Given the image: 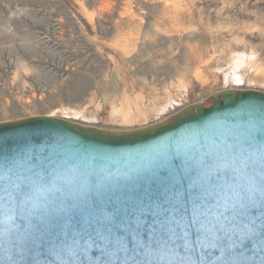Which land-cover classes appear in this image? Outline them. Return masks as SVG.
Masks as SVG:
<instances>
[{"label": "rangeland", "instance_id": "1", "mask_svg": "<svg viewBox=\"0 0 264 264\" xmlns=\"http://www.w3.org/2000/svg\"><path fill=\"white\" fill-rule=\"evenodd\" d=\"M264 91V0H0V123L123 131Z\"/></svg>", "mask_w": 264, "mask_h": 264}, {"label": "snow or ice", "instance_id": "2", "mask_svg": "<svg viewBox=\"0 0 264 264\" xmlns=\"http://www.w3.org/2000/svg\"><path fill=\"white\" fill-rule=\"evenodd\" d=\"M0 181V228L23 264H264L254 127L170 140L123 167L104 153L13 163Z\"/></svg>", "mask_w": 264, "mask_h": 264}, {"label": "water", "instance_id": "3", "mask_svg": "<svg viewBox=\"0 0 264 264\" xmlns=\"http://www.w3.org/2000/svg\"><path fill=\"white\" fill-rule=\"evenodd\" d=\"M249 127L264 135V91L224 90L213 96L209 107L190 105L164 123L130 132L103 130L51 116L31 117L0 123V169L13 163L35 166L50 157L78 161L97 153L115 157L116 164L123 167L170 140L188 142L207 131H243ZM0 221L12 229L11 217L0 215ZM14 252L11 233L0 228V264H23Z\"/></svg>", "mask_w": 264, "mask_h": 264}, {"label": "bare ground", "instance_id": "4", "mask_svg": "<svg viewBox=\"0 0 264 264\" xmlns=\"http://www.w3.org/2000/svg\"><path fill=\"white\" fill-rule=\"evenodd\" d=\"M169 119H170V118H169ZM169 119H168V120H169ZM165 121H167V120H165ZM165 121H161L160 123H156V124L149 125V126H144V127H139V128H133V129H126V130H123V131H128V132H130V131H135V130H137V129H142V128H146V127H150V126H155V125H157V124L164 123Z\"/></svg>", "mask_w": 264, "mask_h": 264}]
</instances>
